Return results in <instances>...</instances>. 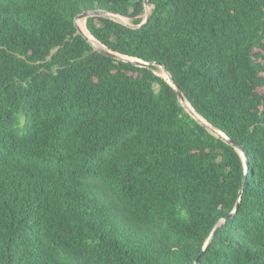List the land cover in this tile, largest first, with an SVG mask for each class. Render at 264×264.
I'll return each mask as SVG.
<instances>
[{
    "label": "trees",
    "instance_id": "16d2710c",
    "mask_svg": "<svg viewBox=\"0 0 264 264\" xmlns=\"http://www.w3.org/2000/svg\"><path fill=\"white\" fill-rule=\"evenodd\" d=\"M149 3L243 193L145 0H0V264H264V0Z\"/></svg>",
    "mask_w": 264,
    "mask_h": 264
},
{
    "label": "water",
    "instance_id": "95a60500",
    "mask_svg": "<svg viewBox=\"0 0 264 264\" xmlns=\"http://www.w3.org/2000/svg\"><path fill=\"white\" fill-rule=\"evenodd\" d=\"M151 9H152V5H150L149 0H145V15L143 17V22L140 25H134L133 23H126L120 19V18H125V17H122L116 13H112L109 11H103V10H93V11H86V12L82 13L81 15L77 16L75 19V26H76V29L78 31V34L83 36L90 43V45L93 47V49L96 52H98L99 54L113 58V59H116V60L123 62V63L132 64L136 67L151 69L153 66H155V67H158L160 70H162L165 74L168 75V78H165L163 75L157 73L158 76L162 77L168 84H170L174 88V90H175V92L179 98V101L182 103L185 110L191 115V117L193 119H195L200 125H202L213 136L223 140L228 145H231L232 147H234L236 149V151L242 156L244 164H245V177H244V182H243V188H242V191L240 193V194H242L243 189H244L245 184H246V181H247V177H248V165H249V162L247 160L245 153L243 152L241 147H239L238 145L233 143L221 130H218L217 128L213 127L210 123H208V121L206 119H204L201 115H199L197 113V111L191 105L188 106L186 104L187 100H186L183 92L180 90V88L178 87V85L174 81V78L168 72L167 68L164 65H160L157 63H147V62H144V61L136 59V58H131V57L116 53V52L110 50L108 47H106L104 44H102L100 41H98L93 36L92 37L94 38V40L93 41L90 40L82 32L80 25L78 23L81 20L87 21V19H89V18L99 17V18H105V19L112 20L116 23L122 24V25H124L128 28H131V29H140L148 23L150 16H151ZM125 19H129V18H125ZM238 209H239V204L236 206V209L226 219L220 221V223L214 229L210 239L208 240L207 245L211 242V240L214 238V236L217 234V232L220 230V228L234 217V215L238 211ZM196 264H198V262H196Z\"/></svg>",
    "mask_w": 264,
    "mask_h": 264
},
{
    "label": "bare ground",
    "instance_id": "6f19581e",
    "mask_svg": "<svg viewBox=\"0 0 264 264\" xmlns=\"http://www.w3.org/2000/svg\"><path fill=\"white\" fill-rule=\"evenodd\" d=\"M122 21L126 22V23H129L128 21L125 20V18H120ZM86 21L85 20H81L79 21V25H80V28L82 30V32L90 39V40H94V38L92 37V35L89 33L87 27H86ZM161 75H163L165 78H168V75L165 74L163 71L161 72ZM186 104L188 106H190V104L188 103V101H186Z\"/></svg>",
    "mask_w": 264,
    "mask_h": 264
},
{
    "label": "rangeland",
    "instance_id": "374dc122",
    "mask_svg": "<svg viewBox=\"0 0 264 264\" xmlns=\"http://www.w3.org/2000/svg\"><path fill=\"white\" fill-rule=\"evenodd\" d=\"M125 20L128 21L129 23H132L131 19H125ZM161 72H162V70H160L158 72V74H161ZM154 89H155L156 92H158L159 91V86L158 85H154Z\"/></svg>",
    "mask_w": 264,
    "mask_h": 264
}]
</instances>
